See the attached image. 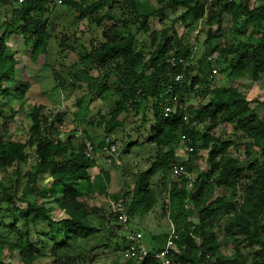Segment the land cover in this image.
Listing matches in <instances>:
<instances>
[{
	"label": "trees",
	"instance_id": "16d2710c",
	"mask_svg": "<svg viewBox=\"0 0 264 264\" xmlns=\"http://www.w3.org/2000/svg\"><path fill=\"white\" fill-rule=\"evenodd\" d=\"M50 4L56 5L52 0H24L21 4L0 0V7H12L8 19L0 21V118L5 120H0V129L16 114V109L9 102L2 104L1 99L20 100L23 105L28 87L27 83L16 81L15 52L9 47V39L20 38L30 47L32 57L40 53L47 56ZM62 4L76 12L77 20L102 27V40L90 48L69 36L55 38L60 55L66 57L65 50L78 53V61L70 66L65 77L78 86L81 73L91 82H112L115 100L109 119L98 122L105 137L121 126L122 114L137 115L144 105L151 103L153 117L145 142L156 146V150L146 170L127 175L128 188L109 195L108 178L104 180L99 174L92 177L90 172L97 166L96 154L104 153V139L95 141L88 135L76 139L75 131L61 136L58 127L64 118L58 113L50 118L43 106L33 105L27 112L30 128L24 142L0 135V204L4 205L0 213L11 218L8 229L15 231L20 218L34 232L31 235L27 228L22 242L20 232L13 239L5 231L0 239V264H11L5 257L14 254L20 264L38 260L47 264H93L96 256L90 254L94 249L91 240L106 234L116 238V231L123 225L111 210V200L124 202L132 219L150 213L163 199H168V209L165 202L164 208L178 233L176 249L171 254L173 264H264V100H250L232 85H213L211 73L212 63L218 62L224 65L222 72L226 71L227 77L264 82V4L227 0H62ZM178 8L183 12L169 27L161 32L151 29V20L164 22L167 12ZM224 17L230 19L228 33L245 40L212 47V41L225 36L221 32ZM104 22L111 23L107 29H103ZM199 22L209 28L216 26V31L207 29L204 55L194 69V52L174 28L180 23L192 29ZM129 26L136 31L120 32V28ZM138 33L149 35L147 51L136 49ZM213 53H217V60L208 61ZM53 74L60 85L67 82L60 73ZM178 74L184 77L173 90L181 102L189 103L187 114L191 119L204 122L198 127H190L178 112L163 116L159 95ZM10 83L16 84L14 88L5 87ZM90 86L87 85L89 92ZM204 99L206 103L202 102ZM76 101L71 121L79 127L90 110L85 96ZM145 124L143 117L140 128ZM225 124L232 127L228 136L216 132ZM184 133L194 138V154L204 152L207 164L191 186L184 173L172 177L170 171ZM86 141L93 146L92 159L84 154ZM30 160L33 163L28 165ZM184 168L192 171L188 162ZM97 184L98 191L105 186L98 195L106 200L99 206H90L87 200L96 194ZM218 190L224 193L216 195ZM52 207L59 208L67 217L52 221L48 215ZM44 222L48 230L59 226L55 237L49 238V231L43 228L39 231ZM166 237L165 233L153 235L150 248H163ZM121 241L123 251L125 237ZM226 241L232 248L229 255L221 252ZM243 246H256L250 260L241 252ZM140 264L161 263L148 257Z\"/></svg>",
	"mask_w": 264,
	"mask_h": 264
},
{
	"label": "rangeland",
	"instance_id": "374dc122",
	"mask_svg": "<svg viewBox=\"0 0 264 264\" xmlns=\"http://www.w3.org/2000/svg\"><path fill=\"white\" fill-rule=\"evenodd\" d=\"M49 6L51 7V13L48 15V25L51 38L48 44L47 56L40 53L32 57L30 56V47L25 45L20 38L12 36L11 39H9V47L15 52L16 64L14 66V72L16 81L17 83H27L28 87L25 93V103L23 105H21L20 100L1 99L2 104L9 102L12 107L16 109V114L12 120L4 124L5 127L0 129V135L3 138L24 142L30 128L27 112L33 105H41L44 107L45 114L49 115L50 118L56 113L64 118L62 125L58 127L61 136L72 134L75 131L76 139H80L81 137L84 138L86 135L95 139V141L105 139L106 137L103 135V126L101 124L99 126L98 122L109 119V113L115 100V97L112 96L113 84L110 81L102 82L100 80L91 82V80L85 77L84 73H81L79 78L81 86H78V84L73 85L69 82V78H66L65 75L68 69H71L70 66L78 61V53L65 50L64 54L66 57L60 55L55 39L56 37L62 38L69 36L74 38L79 44L90 48L91 45L102 40V27L89 26L86 20H77L76 12L73 10L71 11L64 4H50ZM11 8L12 7L9 5L0 7V21L8 19ZM182 12L183 10L180 8L173 12H167L164 22H160L158 19L151 20V29L161 32L162 29L169 27L172 21L181 15ZM110 24L111 23L104 22L103 29H107ZM229 27L230 19L229 17H224L221 24V32L224 33L225 36L220 40L212 41V47L215 45L223 47L231 44L237 39L245 40L244 37L239 38L240 36L236 37L230 35L228 33ZM174 29L179 36L183 37V42L194 52L191 65L196 69L198 59L204 55L203 41L206 37V31L210 29L212 33H214L216 31V26L209 28L203 22H199L194 28L186 29L182 24L177 23ZM135 31L136 29L133 26H129L125 29L120 28L122 34H126L127 32L134 33ZM252 41L255 42V36L252 37ZM150 43L151 41L148 34H136L137 50L147 51L150 47ZM77 51L79 50L77 49ZM210 56H212V61L217 60V53H213ZM223 67L224 65L218 62L212 63V68L218 70V75L213 77V85H232L238 87L240 92L250 100H264L263 81L254 82L249 78L234 79L227 77L226 71L222 72ZM53 71L60 73L62 77L67 79V82L60 85V80L58 78L55 79ZM15 85L16 84L10 83L5 85V87L12 89ZM87 85H91L90 92ZM83 96L88 99L90 114L81 126L76 127L71 121V115L77 107L76 99ZM202 102L206 103L207 100L204 99ZM185 104L188 105L189 103ZM260 110L263 111V107H261ZM5 111L7 114L8 108L5 107ZM143 117L146 119V124L144 127L140 128ZM152 117L153 111L151 109V103L146 107L144 105L143 109H141L137 115L129 112L120 116L121 126L113 135L107 136L116 147L115 155L119 160V165L113 163L107 164L105 162V153L100 154V152H98L96 154L97 166L92 168L90 172L92 177L99 174L103 176L104 180L105 177L108 178L106 186L107 194H115L121 189L128 188L130 181H128L127 175L129 173L146 170L149 167L156 150V146L149 142H145V139L150 135L149 126ZM0 120L5 122L3 118H0ZM231 130L232 127L225 124L220 126L216 132H221L228 136ZM204 157L205 153L201 151L194 158H188V163L192 165L194 178L199 171H204L207 168ZM32 163L33 160H30L28 165ZM195 166L197 167L196 170ZM99 186V184L95 186V193L97 195L95 194L87 200L90 206H99L106 200L104 196L98 195V192L105 189V186L103 185L102 188L100 187V191H98ZM222 193L224 192L218 190L215 194L220 195ZM163 203L155 207L150 213L143 216H135L128 223L123 224L122 227L116 231V238H114L115 236L109 237L111 234H106L92 239L90 244L94 246V249L90 254L96 256L93 264H124L125 261L122 260V250L120 249L123 247L121 239L129 232L140 231L143 235L142 241L148 248L151 247L150 241L153 235L160 233L167 234L171 222L168 219V212L164 208ZM3 206V204H0L1 208H3ZM22 207L24 208L25 205L23 204ZM18 212L19 210H16V214H18ZM48 215L52 221H59L67 217L59 208L55 207L48 210ZM38 216L42 218L41 213ZM11 221V218L7 214L0 213V239L4 238L5 231H8V233L10 232L13 239L18 238L19 235L17 233L20 232V240L23 242L26 238L25 232L27 228L30 229V234L33 235L34 231L32 227L29 228L25 226L23 219L20 218L17 219L15 231L13 228L8 229L7 227ZM42 228L45 231L48 230L47 222L42 223L41 227L39 226V231H41ZM58 229L59 226L57 225L53 227L52 230H48L50 233L49 238L55 237ZM219 238L222 240V236ZM240 249L241 252L248 257V260L251 259V254L257 251L256 246L251 248L243 246ZM231 251V245L226 241L221 247V252L223 255H229ZM5 258V261H9L11 264H20L15 254L11 256L7 255ZM33 264H47V262L45 260H38Z\"/></svg>",
	"mask_w": 264,
	"mask_h": 264
},
{
	"label": "built area",
	"instance_id": "2783aa9c",
	"mask_svg": "<svg viewBox=\"0 0 264 264\" xmlns=\"http://www.w3.org/2000/svg\"><path fill=\"white\" fill-rule=\"evenodd\" d=\"M17 4H21L24 0H14ZM56 5H62V0H52ZM228 2H240V1H251L255 4H264V0H227ZM208 61H212V56L207 57ZM169 62L175 63L174 59H170ZM183 63L182 60L179 61ZM212 76L218 75V70L212 68ZM183 74L175 75L173 78V84H170L160 95V105L162 108V113L164 117H169L170 115L178 112L181 114L182 120L186 123L189 122L190 127H198L204 122L198 119L192 120L187 114V105L180 101L177 93L174 92V85L180 83L183 80ZM105 146L102 148L105 153L107 164L119 165V160L116 158V147L114 146L110 138H105ZM195 140L189 134H182L179 139V145L177 150V157L171 165L170 171L172 177H178L181 174H185L187 178L188 186H191L194 175L192 171H186L184 164L189 162L188 158H194ZM84 154L87 158H94L93 146L90 142H85ZM165 206L168 207V199H165ZM111 210L115 213L117 220L123 224L128 223L131 219L128 217L126 212V204L121 200H111L110 201ZM168 209V208H167ZM178 239V233L174 226L170 224V228L167 233V237L163 248L160 250H153L148 248L143 243V235L140 231L129 232L125 236L126 246L121 253L122 260L127 262L131 261L134 264H140L145 258L153 257L161 264H173L171 259L172 252L176 249V240Z\"/></svg>",
	"mask_w": 264,
	"mask_h": 264
},
{
	"label": "crops",
	"instance_id": "0c3cea01",
	"mask_svg": "<svg viewBox=\"0 0 264 264\" xmlns=\"http://www.w3.org/2000/svg\"><path fill=\"white\" fill-rule=\"evenodd\" d=\"M156 235V234H155Z\"/></svg>",
	"mask_w": 264,
	"mask_h": 264
}]
</instances>
